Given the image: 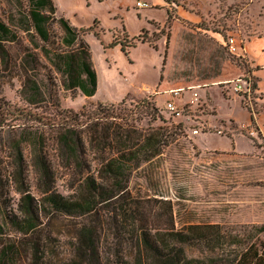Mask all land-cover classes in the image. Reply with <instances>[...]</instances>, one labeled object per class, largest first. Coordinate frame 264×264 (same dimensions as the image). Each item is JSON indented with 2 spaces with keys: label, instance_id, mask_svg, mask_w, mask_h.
<instances>
[{
  "label": "rangeland",
  "instance_id": "obj_1",
  "mask_svg": "<svg viewBox=\"0 0 264 264\" xmlns=\"http://www.w3.org/2000/svg\"><path fill=\"white\" fill-rule=\"evenodd\" d=\"M53 2L57 16L82 31L97 75V90L91 98L64 90L60 76L49 73L44 59L36 70L29 67L31 63L25 65V48L31 55L42 56L24 33L17 34L16 44L0 45V166L4 176L12 178L19 152L25 162V185L4 184L0 205L15 207L19 189L40 199L43 189L34 161V132L44 130L45 152L50 157L58 154L47 129L58 114L55 102L60 111L78 112L89 104L127 98L133 106L126 107L134 110L138 100L149 98L162 120L155 125L173 127L175 140L153 163L133 172L128 183L131 195L169 200L175 230L190 224L218 225L223 232L249 237L251 243L262 241L264 233L253 228L264 225V139L254 119L251 123L253 113L262 108L255 103L257 95L244 99L225 83L237 77L238 69L246 79L251 75L248 65L230 55L224 43L234 39L241 49V44L264 38V0ZM138 2L147 7L139 9ZM19 3L0 0V21L9 24ZM123 45L126 54L121 51ZM186 80L199 87L173 93L175 84ZM32 83L39 88L37 97L25 90ZM193 94L198 100L190 105ZM28 99L35 103L29 104ZM167 103H173L181 115L168 112ZM55 176L57 192L69 196L64 171L59 169ZM148 206L153 218H166V208L155 203ZM53 216L42 213L44 220ZM60 217L62 223L54 224L52 230L58 238L55 247L66 252L67 225L77 221ZM185 254L200 256L189 247Z\"/></svg>",
  "mask_w": 264,
  "mask_h": 264
},
{
  "label": "trees",
  "instance_id": "obj_2",
  "mask_svg": "<svg viewBox=\"0 0 264 264\" xmlns=\"http://www.w3.org/2000/svg\"><path fill=\"white\" fill-rule=\"evenodd\" d=\"M18 1L10 23L0 21V45L17 43V34H26L42 57L25 48V65L31 63L36 70L44 59L49 73L60 76L64 90L93 97L97 75L82 31L57 16L53 0ZM25 90L31 97L39 95L35 83ZM27 102L34 104L35 99ZM127 105L133 106L124 98L73 112L60 111L55 102L58 114L47 129L58 154L50 157L45 152V131L36 130L34 161L43 190L36 199L27 189H19L15 207L0 205V264H264V239L251 243L249 237L223 232L218 225L190 224L175 230L169 200L131 195L128 183L133 172L153 163L175 137L173 127L155 125L162 120L149 98L138 100L134 110ZM135 111L138 117L133 116ZM16 161L12 178L4 176L0 166V190L11 182L25 185L20 152ZM59 169L67 176L69 196L57 192ZM151 203L166 208V218H153ZM44 212L54 215L53 220H44ZM60 216L77 221L67 225L66 252L55 247L58 238L52 230L62 223ZM253 229L264 233V225ZM185 247L200 256L187 257Z\"/></svg>",
  "mask_w": 264,
  "mask_h": 264
},
{
  "label": "crops",
  "instance_id": "obj_3",
  "mask_svg": "<svg viewBox=\"0 0 264 264\" xmlns=\"http://www.w3.org/2000/svg\"><path fill=\"white\" fill-rule=\"evenodd\" d=\"M237 56H233L237 59L242 60L248 65V70L250 72V75L255 80L256 84V95L257 98L255 99V103H257L262 110L258 112L253 113V119L255 123V127L257 132L260 133L261 138L264 139V38H258L255 40H250L246 42L244 45L241 44V49L237 50ZM237 77L234 80H229L225 83L231 84L230 88L233 90V86L235 82L242 80L243 75L237 70ZM196 83H192L191 80H186L184 84H181L180 82L175 84L176 91L178 90L179 93L182 89H188L189 91L192 90L194 87H199L198 85H195ZM212 85H218L212 84ZM168 86V85H166ZM177 86V87H176ZM181 86V87H179ZM210 86V85H209ZM187 90V91H188ZM173 92V91H170ZM233 92V91H232ZM233 94L231 93V96ZM120 100H117L115 102H118ZM247 126L246 124H242ZM241 125V126H242Z\"/></svg>",
  "mask_w": 264,
  "mask_h": 264
},
{
  "label": "built area",
  "instance_id": "obj_4",
  "mask_svg": "<svg viewBox=\"0 0 264 264\" xmlns=\"http://www.w3.org/2000/svg\"><path fill=\"white\" fill-rule=\"evenodd\" d=\"M136 7H138L139 9H143L147 7V4L143 2H138L136 4ZM224 46L226 47L227 52L230 55L237 56L236 55L237 50L239 49L234 39H228L224 43ZM233 92L238 94L240 97H243L244 99H248V100L255 99L254 95H256V90L252 88L251 79H246V78H243L242 80L235 82L233 86ZM173 93H179V91L177 90V91H174ZM192 97H193V100L189 102L190 105H192L195 101L198 100L196 94H193ZM166 110L176 117L181 115L179 110L175 107L173 103H167Z\"/></svg>",
  "mask_w": 264,
  "mask_h": 264
}]
</instances>
